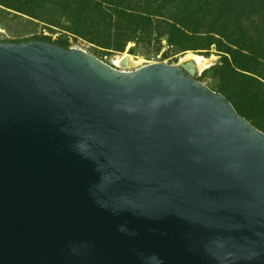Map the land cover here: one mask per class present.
<instances>
[{
	"label": "water",
	"instance_id": "water-1",
	"mask_svg": "<svg viewBox=\"0 0 264 264\" xmlns=\"http://www.w3.org/2000/svg\"><path fill=\"white\" fill-rule=\"evenodd\" d=\"M0 264H264V133L189 64L0 42Z\"/></svg>",
	"mask_w": 264,
	"mask_h": 264
},
{
	"label": "trees",
	"instance_id": "trees-1",
	"mask_svg": "<svg viewBox=\"0 0 264 264\" xmlns=\"http://www.w3.org/2000/svg\"><path fill=\"white\" fill-rule=\"evenodd\" d=\"M0 11L65 31L56 40L25 41L66 49L68 35L107 54L123 53L129 43L165 41L176 53L215 46L221 61L210 70L218 93L264 133V0H0Z\"/></svg>",
	"mask_w": 264,
	"mask_h": 264
},
{
	"label": "rangeland",
	"instance_id": "rangeland-1",
	"mask_svg": "<svg viewBox=\"0 0 264 264\" xmlns=\"http://www.w3.org/2000/svg\"><path fill=\"white\" fill-rule=\"evenodd\" d=\"M54 31H49L41 24L29 21L25 18L15 16L13 14H5L0 11V40L7 42L25 41L33 37H50L52 40H56L59 37L66 34L65 31H60L53 28ZM68 41L73 48H78L93 55L104 63L113 65V60L117 56L123 54L132 56L134 60L140 61L138 65H134L126 68H119L122 70L133 71L141 66L150 63H166L180 65V59L187 52L176 53L171 47H169L165 41H162L160 45L151 44L145 46L142 44H127L123 53L107 54L102 49L95 51L89 44L82 40H76L71 35H68ZM159 48V49H158ZM196 55L203 56L205 58H213L210 66L206 69L204 74H196V78L199 81L208 86L212 91L218 93L219 78L210 70L213 66L217 65L221 61V54L217 51L215 46H212L209 51H189ZM117 68V67H116Z\"/></svg>",
	"mask_w": 264,
	"mask_h": 264
},
{
	"label": "bare ground",
	"instance_id": "bare-ground-1",
	"mask_svg": "<svg viewBox=\"0 0 264 264\" xmlns=\"http://www.w3.org/2000/svg\"><path fill=\"white\" fill-rule=\"evenodd\" d=\"M212 60V57L205 58L192 52H187L184 56L181 57L180 65L189 64L190 68L195 74L201 75L210 66ZM139 63L140 61L136 62L132 56L125 54L117 56L113 60V65L117 68L131 67L134 65H138Z\"/></svg>",
	"mask_w": 264,
	"mask_h": 264
},
{
	"label": "built area",
	"instance_id": "built-area-1",
	"mask_svg": "<svg viewBox=\"0 0 264 264\" xmlns=\"http://www.w3.org/2000/svg\"><path fill=\"white\" fill-rule=\"evenodd\" d=\"M119 70H122V69H119ZM125 71H127V70H125Z\"/></svg>",
	"mask_w": 264,
	"mask_h": 264
}]
</instances>
